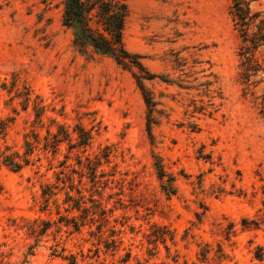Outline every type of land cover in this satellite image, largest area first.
Listing matches in <instances>:
<instances>
[{"label": "rangeland", "instance_id": "374dc122", "mask_svg": "<svg viewBox=\"0 0 264 264\" xmlns=\"http://www.w3.org/2000/svg\"><path fill=\"white\" fill-rule=\"evenodd\" d=\"M126 2L151 137L131 71L73 45L63 0H0V155L28 159L0 158V264H264V70L245 90L229 0Z\"/></svg>", "mask_w": 264, "mask_h": 264}, {"label": "trees", "instance_id": "16d2710c", "mask_svg": "<svg viewBox=\"0 0 264 264\" xmlns=\"http://www.w3.org/2000/svg\"><path fill=\"white\" fill-rule=\"evenodd\" d=\"M255 1L258 0H229L228 6V14L239 39V76L245 90L261 82V78H255L264 70V61L257 55L264 47V9L253 8L252 3ZM128 13L126 0H63L62 24L71 30L73 45L78 50L109 57L131 71L147 107L146 129L151 137L152 124L156 123L155 113L158 110L144 80L152 79L156 75L145 69L141 55L129 51L125 46L124 28ZM88 142L89 134L81 130L77 144L84 147ZM29 144L27 143V146H31ZM0 158L13 171L19 170L23 163L28 162L26 155L20 157L18 153H1ZM154 158L162 190L166 195L173 194V176L165 172L158 157ZM263 255L264 247L258 246L256 258L262 260ZM70 264L77 263L72 259Z\"/></svg>", "mask_w": 264, "mask_h": 264}]
</instances>
